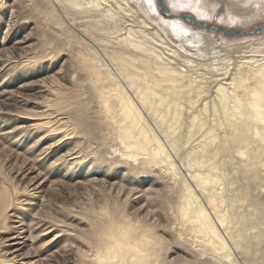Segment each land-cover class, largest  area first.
I'll list each match as a JSON object with an SVG mask.
<instances>
[{
  "label": "bare ground",
  "instance_id": "6f19581e",
  "mask_svg": "<svg viewBox=\"0 0 264 264\" xmlns=\"http://www.w3.org/2000/svg\"><path fill=\"white\" fill-rule=\"evenodd\" d=\"M164 2L0 0V264H264V0Z\"/></svg>",
  "mask_w": 264,
  "mask_h": 264
},
{
  "label": "rangeland",
  "instance_id": "374dc122",
  "mask_svg": "<svg viewBox=\"0 0 264 264\" xmlns=\"http://www.w3.org/2000/svg\"><path fill=\"white\" fill-rule=\"evenodd\" d=\"M224 12L225 11H222L221 13H217L216 14V16H215V21H210V23L212 24V25H214L215 26V24L217 25H219V23H218V21L220 20V18H221V15H223L224 14ZM154 14L156 15V16H159V17H162L161 16V14H160V12L158 11V9H156L155 11H154ZM220 16V17H219ZM263 21L264 20H260V21H258L256 24H254V25H251V26H239V27H241V28H243L242 30H251L254 26H260V25H262V23H263ZM182 22V24L184 25V26H186V27H188L189 29L191 28L187 23H185L184 21H181ZM247 27V28H246ZM192 29V28H191ZM192 30H194V29H192ZM197 31V30H196ZM211 33V32H210ZM212 34V38L216 41V42H223V39L225 38L224 36H222L221 34H218V33H211ZM224 37V38H223ZM258 37H260V35L258 36ZM10 42H13V41H10ZM7 164V162H4V166ZM7 166V165H6ZM5 166V167H6ZM17 168L18 167H16L14 170L16 171L17 170ZM14 170H12L13 172L12 173H14ZM12 173H10V174H12ZM15 175H16V173H14Z\"/></svg>",
  "mask_w": 264,
  "mask_h": 264
},
{
  "label": "snow or ice",
  "instance_id": "6c2138e0",
  "mask_svg": "<svg viewBox=\"0 0 264 264\" xmlns=\"http://www.w3.org/2000/svg\"><path fill=\"white\" fill-rule=\"evenodd\" d=\"M148 6L150 9H152L153 11H155L157 9V7L159 8L160 12L162 14L167 13L168 7H189L191 8L192 5L191 4H186V5H178L176 3H170L169 5H166L164 0H147Z\"/></svg>",
  "mask_w": 264,
  "mask_h": 264
},
{
  "label": "water",
  "instance_id": "95a60500",
  "mask_svg": "<svg viewBox=\"0 0 264 264\" xmlns=\"http://www.w3.org/2000/svg\"><path fill=\"white\" fill-rule=\"evenodd\" d=\"M210 28H212V30L211 31H216L215 29L217 28L216 26H214V27H210ZM219 29V28H218Z\"/></svg>",
  "mask_w": 264,
  "mask_h": 264
}]
</instances>
